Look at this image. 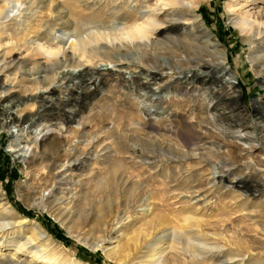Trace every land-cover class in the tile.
Returning a JSON list of instances; mask_svg holds the SVG:
<instances>
[{"label": "rangeland", "instance_id": "rangeland-1", "mask_svg": "<svg viewBox=\"0 0 264 264\" xmlns=\"http://www.w3.org/2000/svg\"><path fill=\"white\" fill-rule=\"evenodd\" d=\"M63 1L65 2V0H19L18 2L0 0V30H3L6 24H16L18 14L29 16V21L24 24L25 26H22L17 36L20 44L28 42L27 49L13 48L9 50L0 47V211H3L5 207L11 208L15 215L39 223L49 235L50 241L45 248L47 253L64 264H71L73 261H76L77 264H117L107 258L100 248H90L80 241L83 233H86L85 236L89 241L96 239L98 233L90 226L99 221L100 215H103L108 208L109 211H114L113 214L117 215L115 221L129 216V219H125L126 224L121 226V229L127 234L126 238L122 240V249L124 248V253L130 256V264H140L147 239H151L157 233V236L161 235L165 229V233H169L171 236V228L182 223L183 216L188 213L203 219L200 228L205 236H209L211 241L216 240L223 244V251L226 254L229 251H238L244 256L247 252L242 247L235 250L232 243H229L232 240H244V244L252 249L248 259L245 255L243 261L237 257L233 261L220 262L217 260L216 263L261 264L262 260L252 255L257 252L264 253V167L260 165L259 169H263L253 172L246 168L244 162L252 164L257 156H264L262 150L264 149V124L254 110L259 102L264 101V86L261 83V77L254 73L247 59L249 46L243 42L242 34L237 32L230 22L231 14L228 11V3L231 0H202L198 13L202 15L205 25L221 43L220 45L215 44L211 39L209 44L218 49L224 48L228 58L227 62L222 63L224 70L218 68L212 74L225 84L228 80L231 81L240 94L237 97V103L229 105L225 101V97L231 92V89L226 87L217 96H211L207 92L204 93L202 88L206 86L201 87L198 82L193 83L192 87L187 85L186 89L170 88L159 93L157 85L152 81L148 83V78L144 74L146 72L141 71L136 65L125 64L119 67L110 61H99L97 67L90 71L92 78L82 85L90 91L99 88L97 98L103 101L105 97L107 102L105 104H110L116 109L119 108L118 110L135 113L134 116L125 119L129 118L131 128L138 131L137 135L148 137L152 141L150 142L152 145L147 144V147L157 151L167 150L170 146L178 149L192 148L193 143H203L200 134L201 132L203 134L204 129H201V132L199 129L197 132L198 128L192 127L195 130L193 134L187 133L185 129L190 123L196 121L195 117L198 114L207 112L213 117L215 125L206 124V127L212 130L216 138H208V143H205V146H211L223 154H226L227 149H230L229 163L240 162L239 166L224 167L225 169H222L210 158L200 163H197L196 159L176 158L174 161L158 167L131 165L129 158L116 155L112 148L104 146L110 145V139L107 138L109 134L101 133L102 126L115 127L120 130L126 128L125 125H122L121 118L111 121L107 119V116L105 117L106 110L102 108L104 102L88 103L86 109L66 122L68 111L74 109V102L71 100L77 97L82 90L81 87H78L80 78L73 79L71 77V81L61 80L60 71L67 70L69 67L52 66L53 68L50 67L47 72L40 73H34L32 69L35 58L40 61L41 67L46 66V56L36 49L38 40H35V35L43 32L44 22L51 18L49 7L51 6L52 10L56 9ZM122 1L83 0V3H76V5L78 9L82 10L86 4L85 11L92 9L95 12H104L106 16L122 10L140 16L148 12L150 10L148 6L158 0H126V3ZM249 7L252 6L249 5L245 8ZM263 7L264 2L257 1L254 10ZM158 12L160 19L165 23L160 26L162 30L154 31V36L167 37L181 33V27L185 22L180 18V13ZM120 18L119 16L105 17L102 22L88 23L84 27H89L91 30L98 28L107 31L119 23ZM167 20H172L171 30ZM56 30L58 31H55L54 34H60L61 26H56ZM71 33V30H66L63 39L66 40ZM14 42H16V36ZM124 54L129 59L135 57V53L132 51ZM163 57L165 56L162 54H156L158 63L164 60ZM17 60H22V64L19 65ZM48 64L51 65V62ZM78 71L85 72L81 67L74 69V73ZM166 72L169 73L170 70H165L163 74ZM107 73L112 77L119 74L120 81L109 80ZM42 74H46L47 79L42 83H37L35 77L38 76L40 79L39 75ZM179 77L181 81L185 80L182 75ZM93 79H95V83L92 82ZM100 79L103 80L102 83L99 81ZM136 79L140 86L133 85V81ZM76 83L78 86L74 85ZM144 84L147 87H144ZM195 86L198 88L197 90H194ZM42 90H46V92L42 93ZM202 93L203 96L206 95L205 103L208 106L201 107L200 102H194V98ZM210 97L212 100H209ZM30 98L34 101L33 103L26 102ZM158 98L166 101L153 102ZM181 99H192V102H172ZM262 108L264 109V104ZM137 115L145 119L150 117L155 123V128L145 127L143 119ZM23 118H27V120L20 123ZM2 124L3 126L4 124L8 125L3 128ZM203 126L205 127L204 124ZM44 133L46 135L43 136ZM218 135L219 137H217ZM52 136L59 138L61 148L56 162L47 166L45 159L34 157V154L39 151L40 139ZM13 139L19 145H29L25 158L13 152L9 147V143ZM114 139L116 142L119 141L116 134ZM228 141H234L249 150L243 151V149L230 146ZM250 146L253 148L250 149ZM74 148L78 150V154L82 153L79 156L76 154L77 159L79 158L75 162L79 164L76 166L77 168L73 166L74 158L66 156L68 151H73ZM213 180L216 181L213 182ZM238 180L256 185L257 191H247V194L233 198V194H235L233 190H237L235 184ZM238 190L236 193H240L242 189ZM53 191L62 197L56 201V204H60L62 207L72 204L71 197L76 196L75 207L79 210L83 220L74 227L75 232H67L64 226L54 218L52 214L56 213L57 206L50 210L43 206L42 202ZM242 192L245 193L244 189ZM150 193L158 195L161 200L157 202L154 211V226L148 225L149 232L143 236V232L138 233V231L147 226L142 216L139 215L140 207H142L144 198ZM28 211L31 212V215H27ZM137 215L138 217H136ZM127 220L131 221V224L128 225ZM120 223L117 227H120ZM68 225H71V221ZM195 229L196 226L184 228L191 235H195ZM106 232L105 245L110 246V242L115 240V236L119 232H114L113 229ZM30 234L29 227L17 229L16 225H8L1 229L0 264H50V262L42 261L32 254L35 251L36 241L21 245L26 242V238ZM167 255L187 256V253L168 250ZM170 264H207V262L199 259L194 262Z\"/></svg>", "mask_w": 264, "mask_h": 264}, {"label": "bare ground", "instance_id": "bare-ground-1", "mask_svg": "<svg viewBox=\"0 0 264 264\" xmlns=\"http://www.w3.org/2000/svg\"><path fill=\"white\" fill-rule=\"evenodd\" d=\"M14 1L18 2L19 0H14ZM257 1L264 2V0H241V1L231 0L228 3V11L231 14L230 22L232 26L236 29L237 32L239 31L242 34L243 42L249 46L247 51V59L249 60L254 73L261 77V83L264 86V7L254 10ZM74 2L75 0H65V2L63 1L62 4L59 3L58 7L53 10L51 9V6L50 7L48 6L49 12L51 14V18L44 22L43 25L44 29L42 33L35 32L36 33L35 40H38L36 44V49L40 50L42 54L46 56L45 57L46 66L41 67L40 61L37 60L36 58L33 60V66H32L34 73L47 72L52 66L62 67V68L69 67V69L67 70L62 69L60 71L61 72L60 79L61 80L66 79L67 81H71L70 80L71 77H73V79L77 77L80 78L79 86L77 85L78 82L74 85L81 87L82 90L77 97L71 100V102H74L73 103L74 109L73 110L70 109L68 111L67 114L68 119L66 122H68V120L73 118V116H76L84 109H86L88 103L104 102L102 104V108L106 110L105 117L107 116V119L111 121H117L119 118H121L124 122V123L122 122V125H125L126 127L125 129L120 130L115 127L109 128V127H105V125L102 126L101 133L105 132V134H109L107 138L110 139V145L106 146L107 144L105 143L106 145L104 146L105 148L108 147L112 148L113 151L116 153V155H123L125 158H129V160H131V165L134 166L141 165L144 167L153 165L152 167H158L163 164L166 165L169 162L174 161V159L176 158L177 159L182 158L187 160L188 158L196 159L197 163H200L203 160H207V159L209 160L210 158L213 159V161L216 164H218V166H220L222 169L224 167L228 168L230 166L232 167L239 166L240 162L236 161L238 158L235 160L237 163L235 162L233 164L229 163L230 155H231L230 149H227L226 151L227 153L223 154V153H219L217 149H214L211 146L208 147L205 146V143H208L207 141L208 138H212V139L216 138L212 130L206 127V124L207 125L212 124L213 126L215 125L213 117L207 114V112L206 114L204 113L198 114V116L195 117L196 121H194V123H190L188 126L187 124H185V126H187L185 131L189 134L195 133V130H193L192 127H197L198 128L197 132H199V129L200 132L201 129H204L203 134L202 132L200 134L203 143L201 144L199 142L193 143L192 148L187 147L186 149H178L170 146L168 147L167 150L157 151L155 149L148 148L147 144L152 145V143H150L152 141L148 139V137L137 135L136 133L138 131L136 132L134 128H131V125L129 123L130 122L129 118L125 119L126 117H130L132 115L134 116L135 113H128L126 111L118 110L119 108L116 109L112 107V105L110 104H105L107 103L105 97L103 101L99 100L97 98L98 97L97 95L99 93L98 92L99 88L90 91L88 88L82 87V85L87 83V81H89L92 78L91 75L92 72L90 71H93L94 68L97 67V63L99 61H103V62L110 61L115 63V65L119 67H122V65L125 64L136 65L141 69V71L146 72L144 74L148 78V83L152 81L153 84L157 85V89L159 93L168 90L170 88H174V89L181 88V90L184 88L186 89L187 85H191L192 87L193 83L198 82L201 87L203 85L206 86L205 88L202 89H204V93L207 92L211 96H215V95L217 96L221 92V90L225 89L226 87L229 90L231 89V92L226 95L225 101L228 102L229 105L237 103L238 102L237 97L240 94H238L237 90L234 88L235 86H233L231 81L228 80L225 84V82H222L221 79L217 78L212 74V72L218 68H220V70L223 71L224 68L222 66V63L227 62L228 58H227L226 50L224 48L218 49L213 45L211 46L209 44V40L211 39L214 41L215 44L220 45L221 43H219V41L214 36L215 34L212 33L205 25L202 15L198 13V9L201 5L202 0H158L156 3L148 6L150 8L148 12L140 16H136V14H134L133 12H129L126 10H122L120 12L117 11L113 15L109 14L106 16L104 12H95L92 9L85 11L87 7L85 3H84L85 8H83L82 10L78 9L76 3L78 4L83 3V0L76 1L75 3ZM122 2L126 3V0H123ZM249 5H251L252 7L245 8L246 6ZM158 11H162L164 13L165 12L180 13L181 14L180 18H182L185 22L181 27L182 31L179 30L181 33L180 34L175 33L174 36L169 35L167 37L162 35L154 36L153 35L154 31L161 29L160 26L165 23L160 19V15ZM0 14H1V9H0ZM117 16L121 17L119 23L115 24L107 31L98 28L91 30L89 29V27H84V25H87L88 23L100 22V21L102 22L105 20V17L111 18ZM28 21H29V16L21 13L20 15L18 14V19L15 22L16 24H12V25L6 24V26L3 27V30H0V47H4L5 49L7 48L9 50L13 48H16L17 50L27 49L28 42L25 41V43L20 44L19 40L17 39V36L19 30ZM171 21L172 20H167L170 30L172 29L171 27L173 26ZM56 26H61V30H62V31L59 30L61 31V33L59 32L60 34L57 35L54 34L55 31H58L56 30ZM66 30L67 31L71 30L72 33L70 36H68L66 40H64L63 36ZM15 36H16V42H14ZM129 51L134 52L135 57L131 59L126 58L124 53ZM156 54H162V56L164 55L165 56L163 57L164 60L158 63ZM17 62L19 65L22 64V60H17ZM50 62L51 65L48 64ZM79 67H81L82 71L85 70V72L78 71L77 73H74V69ZM165 70H170V72L169 73L166 72V74H163ZM180 75H182V78L185 79L184 81L180 80L179 77ZM39 76L40 79H38L39 78L38 76L35 77V79H37L35 80L37 83L40 82L42 83L47 79L46 74H42ZM107 78L108 79L110 78L109 80L112 79L119 82L121 76L119 74H116V77H112L111 75L108 74ZM94 81L95 79H93L92 82L95 83ZM99 81L102 83L103 80L100 79ZM187 81L189 82L186 83ZM185 83L186 85L183 86V84ZM133 85H135V87L140 86L139 81L137 79L134 80ZM144 85H145L144 87H147L146 84ZM114 88H116V86H114ZM197 89L198 88H196L195 86L194 90ZM44 92H46V90L45 91L42 90V93ZM158 99H155L153 102L166 101V100H162L161 98L159 100ZM209 100H212L211 97L209 98ZM26 102L33 103L34 101H32V99L30 98V100L27 99ZM172 102H192V99L174 100ZM194 102H200L199 105L201 107L208 106L205 103L206 95L203 96V93L195 97ZM263 102L264 101L259 102L254 110L256 114L259 115L258 118L261 119V122L264 124V109L262 108V105L264 104ZM139 117L143 119L144 121L143 125L145 127H148L150 129L155 128L154 127L155 123L152 121L150 117L146 119L142 116ZM26 120L27 118H23L20 120V123L25 122ZM17 121L19 122V120ZM83 122H81V124H83ZM108 124L111 123L109 122ZM203 124L205 125V127L203 126ZM7 125L4 124L3 126L2 124L1 127L6 128ZM115 134L119 137V141H118L119 143L116 142L114 139ZM44 135H46V133H44L43 136ZM217 137H219V135ZM228 142L230 146L243 149V151L249 150V149H245L244 146L239 145L234 141H228ZM9 147L12 149L13 152H15L16 154H18L23 158H25L27 151L29 149V145L27 144L19 145L18 143L14 142V139L9 143ZM60 148L61 147L59 143V138L57 136L45 137L44 139H40L39 151L35 153L36 155L34 154V157L37 156L39 159H45L47 161V164L46 163L45 164L47 166H51L54 162H56ZM252 148L253 147L250 146V149ZM161 149L163 150V148ZM262 150L264 151V149ZM168 153H170L171 155H167ZM76 154H78V150L76 148H74L73 151H68V153L66 154V156L68 155L67 157L74 158L73 166L75 167L79 165L75 163L79 159V158L77 159ZM81 154L82 153L80 152L78 156ZM244 164L247 169H250L253 172L261 171L260 169L263 168L259 169V167L260 165L264 167V156L262 157L257 156V158L254 159V163L252 164L249 162L246 163V161L244 162ZM215 181L216 180H213V182ZM235 186H237L236 187L237 190H233V193H235L233 194V198L237 196H242V194H247L246 193L247 191H252V192L257 191L256 185L249 184L247 181L238 180L236 181ZM238 189H242V190L244 189L245 193H243L242 190L240 191V193L239 192L236 193V191H239ZM75 197H76L75 195L71 197L72 199L70 202H72V204L62 207L60 204L58 205L56 204V201L62 199V197H60L57 192L53 191L51 195L49 197H46L45 200L42 202L43 206H45L48 210L57 206L56 213H53L52 215L54 216L55 219H57L60 222L62 226H64V228L69 233L75 232L74 227L79 225L83 220L79 210H77L75 207L74 202L77 199ZM160 200H161L160 197H158V195H155L153 193H150L146 198H144V201L141 205L142 207H140L141 213L139 215L142 216L145 225L147 227L142 228L141 230L138 231V233L143 232V236H146V233L149 232L148 225H153L154 223L155 220L154 211L157 207L158 204L157 202H159ZM113 213L114 211H109L108 208L103 215H100L99 221L96 222L94 221L95 223H92V226H90V228L92 227L93 230L97 231L98 233V235H96V239H92L91 241H89L88 237L85 236L86 233H83L82 236L80 237V241L90 248L93 249L100 248L103 251V254L107 258L115 261V263L117 264L120 263L130 264V260H129L130 256H127V254L124 253L125 251L124 248L122 249V240L126 238L127 234L121 229V226L126 224L124 222L125 219H129V216L127 215L122 220L115 221V219H117V215ZM0 215H1L0 230L8 225L10 226L16 225L17 229L23 227H29L31 234L26 238V242L22 243L21 245L23 246L26 243L36 241L35 251L32 253L34 256L41 259L42 261L48 263L50 262V264H64L62 262L57 261L58 259L56 260L53 256L49 255L50 253L49 254L47 253L45 248L46 246H48V243L50 241L49 235L39 223H37L34 220L22 217L20 215H15L12 212V209L7 207H5L3 211H0ZM136 217H138V215ZM70 221H71V225L69 226L68 223ZM181 221L182 223H180L179 225L178 224L174 225L171 228V236H169V233H165L166 231L165 229L161 235L157 236L158 233L154 234L151 239H147L145 241L146 242V244L144 245L145 252L141 256L140 264H170L177 262L186 263L187 261L189 262L199 261V259L204 260L205 262H207V264L210 263L215 264L217 260L220 262L222 261L229 262L231 260L233 261V259L237 257H239L240 261H243L244 258L246 257L245 255H247V259H248L249 253L252 251L251 247L246 246L244 244L243 242L244 240L241 241V240L231 239L232 242L229 243H232V246L236 248L235 250L242 247L246 249L247 252L246 254H244V256L240 254L238 251L237 252L229 251L227 252L228 254H226L225 251H223L224 248L223 244H221L220 242L219 243L216 242V240L211 241L212 239L209 236H205L203 230L200 228L201 227L200 224L203 221L201 217L188 213L183 216ZM126 222L128 223V225L131 224V221L129 220H127ZM119 223H120V227H117ZM115 224L116 226H114ZM188 226L190 227L196 226L195 235H191L189 231L184 230V228ZM111 229H113L114 232H119V234L115 236L114 241L110 242V246L108 245L106 246L105 245V239L107 238L106 231H109ZM221 240L223 241V239ZM226 243L228 244V242ZM168 250L183 251L184 253H187V256L186 255L168 256L167 255ZM252 256L258 257L259 260H262V263L261 262L260 263L264 264L263 252L261 253L257 252ZM239 263L241 264L242 262ZM71 264H77V263L76 261H73L71 262Z\"/></svg>", "mask_w": 264, "mask_h": 264}, {"label": "trees", "instance_id": "trees-1", "mask_svg": "<svg viewBox=\"0 0 264 264\" xmlns=\"http://www.w3.org/2000/svg\"><path fill=\"white\" fill-rule=\"evenodd\" d=\"M27 213H28L27 215H31V212L30 211H28Z\"/></svg>", "mask_w": 264, "mask_h": 264}]
</instances>
